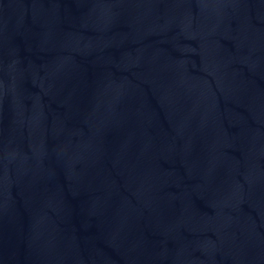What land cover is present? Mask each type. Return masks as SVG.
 I'll list each match as a JSON object with an SVG mask.
<instances>
[{"label": "water", "instance_id": "1", "mask_svg": "<svg viewBox=\"0 0 264 264\" xmlns=\"http://www.w3.org/2000/svg\"><path fill=\"white\" fill-rule=\"evenodd\" d=\"M0 264H264V0H0Z\"/></svg>", "mask_w": 264, "mask_h": 264}]
</instances>
